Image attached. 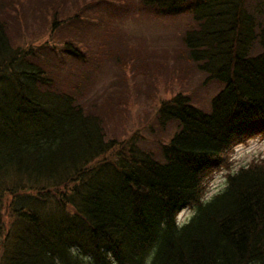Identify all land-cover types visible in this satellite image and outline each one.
<instances>
[{"label": "trees", "instance_id": "trees-1", "mask_svg": "<svg viewBox=\"0 0 264 264\" xmlns=\"http://www.w3.org/2000/svg\"><path fill=\"white\" fill-rule=\"evenodd\" d=\"M16 1L23 21L30 10L83 21L48 60L14 46L0 14V264H264V160L204 198L233 146L264 133V0L129 1L186 15L187 55L221 88L207 108L183 92L163 100L156 123L174 126L167 141L130 139L110 158L120 142L103 128V100L84 98L85 65L129 3L100 15L92 0ZM185 207L194 213L179 225Z\"/></svg>", "mask_w": 264, "mask_h": 264}, {"label": "rangeland", "instance_id": "rangeland-1", "mask_svg": "<svg viewBox=\"0 0 264 264\" xmlns=\"http://www.w3.org/2000/svg\"><path fill=\"white\" fill-rule=\"evenodd\" d=\"M92 1L100 15L105 8L114 14L117 0H104L100 5L98 0ZM125 1L128 4L130 0ZM20 12L17 1L9 0L6 6L0 4L12 44L36 47L37 51L45 52L43 59L48 60L51 48L60 51V56L63 42L76 34L72 27L83 21L73 18L53 23V14L42 10L35 11L38 15L30 10V16L23 21ZM117 12L120 14L114 20L116 26L106 34L101 55L85 65L92 82L84 98L103 100L100 103L103 128L109 138L120 142L107 154L108 158L113 157L118 147L124 150L130 139L139 145L167 141L174 126L160 128L156 123V111L163 100L183 92L207 108L209 99L221 88L217 82L207 80L187 55L183 40L189 25L186 15H163L152 8L133 6V2ZM228 154L226 166L209 174L204 198L223 190L228 174L239 167L264 160V133L240 140ZM9 200L8 194L3 197L6 221ZM193 213L191 207L184 208L177 221L183 223Z\"/></svg>", "mask_w": 264, "mask_h": 264}]
</instances>
